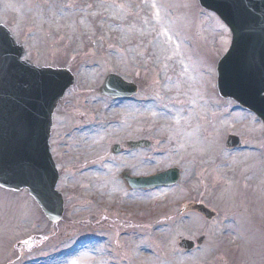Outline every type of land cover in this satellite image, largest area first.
<instances>
[{"label":"rangeland","instance_id":"1","mask_svg":"<svg viewBox=\"0 0 264 264\" xmlns=\"http://www.w3.org/2000/svg\"><path fill=\"white\" fill-rule=\"evenodd\" d=\"M0 25L29 63L66 69L74 79L54 112L50 138L62 220H44L25 191L0 190V264H264V130L217 95L215 64L230 33L215 15L196 0H0ZM158 33L165 41L157 44ZM177 46L181 54L170 57ZM109 74L138 87L113 119L108 112L116 101L99 92ZM144 107L151 113L143 115ZM230 135L242 150L225 148ZM140 141L151 147L127 146ZM83 166L107 179L94 187ZM172 167L181 170L172 188L130 191L120 177ZM110 183L118 187L114 195ZM137 194L150 201L124 202ZM196 204L216 218L190 212ZM201 237L191 252L178 247Z\"/></svg>","mask_w":264,"mask_h":264},{"label":"water","instance_id":"2","mask_svg":"<svg viewBox=\"0 0 264 264\" xmlns=\"http://www.w3.org/2000/svg\"><path fill=\"white\" fill-rule=\"evenodd\" d=\"M228 26L232 33L229 51L217 64V88L221 97L233 99L252 111L264 125V0H198ZM23 51L0 27V187L26 188L46 216L57 221L62 202L55 192L58 179L48 147L52 115L72 78L65 71L36 69L21 62ZM130 86L109 76L102 93L127 96ZM238 144L230 138L227 146ZM143 144H135L133 147ZM173 169L149 178L122 174L130 189L169 187L179 180ZM195 209L211 218L202 207ZM189 251L193 244L183 241Z\"/></svg>","mask_w":264,"mask_h":264},{"label":"bare ground","instance_id":"3","mask_svg":"<svg viewBox=\"0 0 264 264\" xmlns=\"http://www.w3.org/2000/svg\"><path fill=\"white\" fill-rule=\"evenodd\" d=\"M157 20L158 19H156V22H157ZM164 37L165 36L163 34L158 33L157 38H156L157 39V44L159 43V41L164 42L165 41V38ZM167 42H169L168 39H167ZM163 44L165 46H167V43L166 42L163 43ZM177 48L178 49L170 50L168 55L170 57H176V54L177 53L178 54H181L180 53V51H181L180 46H177ZM182 68H183V70H182L181 76L182 77H184V76L186 77L187 75H189L188 72H187V65H183L182 64ZM193 80H194V78H193ZM186 81L187 82H190L191 84H193V81H192V78L191 77H188V79H186ZM168 87H169L168 84H165L164 83V86L162 87V90H163V92L165 94L166 93H169V91H170V88H168ZM188 92H190V90H188ZM121 106H124V103L123 102L122 103H120V102L113 103V106L110 108V110L108 112V115L111 117V119L116 118L118 115H120L119 111H120ZM161 111H162V114L166 115L165 112H167V109H166L165 106H163V108L161 109ZM150 113H151L150 107H144L143 108V111H142V114L143 115L150 114ZM167 115H168V113H167ZM126 116H127V119L128 120H130V119L133 120L134 113L132 114L130 111H128V113L126 114ZM141 119L142 120H145L144 118H141ZM155 119H156V123L158 124L159 122L162 121L163 118H162V116L158 115ZM82 131L84 132L86 130L82 128ZM113 133H114V130H113ZM116 137H117V133H114L113 134V138H116ZM92 140H93V135H90V134L87 135L86 138L85 137L83 138L82 143H81V146L83 148L89 147V143ZM81 150L83 151L85 149H81ZM120 163H121V165H124L125 164V161L122 160V161H120ZM85 175H88V180L91 181V182H93L94 187H95V184H97L98 182H103V181H105L107 179L106 174L103 173V172H101V171H98V170H92L91 172H87ZM86 186H88V185H86ZM110 186H111V188H110L109 194L110 195H114L115 192L117 191L118 187L115 184H111V183H110ZM149 201H150V199H147V198L143 197V194H137V195H135L133 197L128 198V200H126V201L124 200V202H126V203L129 202L131 204H138V203L139 204H147ZM91 251L94 252L95 250L94 249H91ZM168 260H172V258H169L168 257ZM61 262L62 263H65L62 260H61ZM58 264H59V262H58ZM161 264H163V262ZM174 264H181V262L179 261L177 263V262L174 261Z\"/></svg>","mask_w":264,"mask_h":264}]
</instances>
